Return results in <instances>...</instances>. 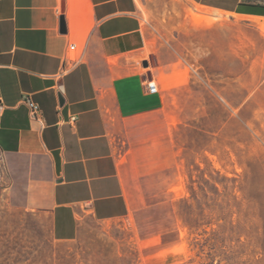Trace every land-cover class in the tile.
I'll return each mask as SVG.
<instances>
[{
    "label": "rangeland",
    "instance_id": "374dc122",
    "mask_svg": "<svg viewBox=\"0 0 264 264\" xmlns=\"http://www.w3.org/2000/svg\"><path fill=\"white\" fill-rule=\"evenodd\" d=\"M194 12L192 0H148L143 12L149 65L182 81L164 88L183 121L178 164L151 176L139 210L85 217L59 240L0 150V264H264L263 19Z\"/></svg>",
    "mask_w": 264,
    "mask_h": 264
},
{
    "label": "crops",
    "instance_id": "0c3cea01",
    "mask_svg": "<svg viewBox=\"0 0 264 264\" xmlns=\"http://www.w3.org/2000/svg\"><path fill=\"white\" fill-rule=\"evenodd\" d=\"M192 1L263 19L264 28V0ZM147 2L0 0V150L19 161L26 207L49 217L56 239L76 237L85 217L139 210L151 176L181 157L183 121L164 88L182 81L144 64ZM148 79L160 92L148 91ZM25 94L41 118L32 117Z\"/></svg>",
    "mask_w": 264,
    "mask_h": 264
},
{
    "label": "built area",
    "instance_id": "2783aa9c",
    "mask_svg": "<svg viewBox=\"0 0 264 264\" xmlns=\"http://www.w3.org/2000/svg\"><path fill=\"white\" fill-rule=\"evenodd\" d=\"M65 1V0H60ZM75 47L76 44H72L70 46L71 52L68 54L69 59L75 60ZM147 89L150 93H158L160 92L159 85L155 79H148L147 80ZM22 101L28 106L32 117L34 118H41V107L39 103H37L29 94H25L22 97ZM2 104L0 103V110L2 109ZM75 119V117H73Z\"/></svg>",
    "mask_w": 264,
    "mask_h": 264
},
{
    "label": "bare ground",
    "instance_id": "6f19581e",
    "mask_svg": "<svg viewBox=\"0 0 264 264\" xmlns=\"http://www.w3.org/2000/svg\"><path fill=\"white\" fill-rule=\"evenodd\" d=\"M140 5H141V3H140ZM220 13H223V12L220 11ZM193 15H194L195 21L199 22V23L211 22L213 20V18H218V16H212L211 15V9L205 8V7L199 6V5H198V12H194ZM147 50L148 51L151 50L149 45H147Z\"/></svg>",
    "mask_w": 264,
    "mask_h": 264
},
{
    "label": "water",
    "instance_id": "95a60500",
    "mask_svg": "<svg viewBox=\"0 0 264 264\" xmlns=\"http://www.w3.org/2000/svg\"><path fill=\"white\" fill-rule=\"evenodd\" d=\"M61 27H62V31H66V22H65V18H64V16H62V25H61ZM148 61H147V59H145V61H144V64L147 66L148 65ZM60 102L61 103H63L64 102V98L60 95Z\"/></svg>",
    "mask_w": 264,
    "mask_h": 264
}]
</instances>
